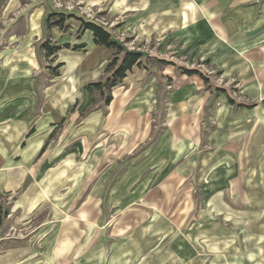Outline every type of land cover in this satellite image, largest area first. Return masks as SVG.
<instances>
[{"label": "crops", "instance_id": "crops-1", "mask_svg": "<svg viewBox=\"0 0 264 264\" xmlns=\"http://www.w3.org/2000/svg\"><path fill=\"white\" fill-rule=\"evenodd\" d=\"M2 4L0 224L8 214L22 225L43 205L54 220L49 229L42 223L34 231V242L0 250V264H264V0H115L120 9L138 7L149 32L173 30L189 45L188 53L202 56L218 74L216 80L205 75L207 81L174 77L157 132L160 75L168 74L169 64H157L158 77L147 74L144 61L145 67L133 65L110 89L106 104L86 84L108 74L102 53L113 51L95 44L86 29L92 39L53 42L68 46L49 58H58V66L44 91L30 78L38 66L31 43L47 28H61L47 27L39 0ZM192 182L210 212L225 215L232 204L243 207L248 223L241 233L259 237L250 240L253 248L220 255L209 245L208 254L202 243L192 246L182 237L170 242L169 228L121 229L108 239L104 228L91 225L100 223L104 202L146 204L148 210L176 195L184 206L177 216L187 217L186 204L197 206ZM3 198L8 211L1 209ZM75 204L78 212L60 224V212ZM150 213L152 220L170 219ZM126 216L133 221L147 215Z\"/></svg>", "mask_w": 264, "mask_h": 264}, {"label": "rangeland", "instance_id": "rangeland-1", "mask_svg": "<svg viewBox=\"0 0 264 264\" xmlns=\"http://www.w3.org/2000/svg\"><path fill=\"white\" fill-rule=\"evenodd\" d=\"M3 1L4 0H2V3ZM39 3H42L44 6V21L48 13L51 11H59L66 14L72 13L76 17L84 20H92L101 24L114 38L123 41L128 49L143 51L144 56L142 61H144L147 65L146 71L149 76L154 73L158 77V74L160 75V70L158 69L159 66L157 64L150 63L147 58L148 54L155 53L174 62L173 65L169 64L167 66L168 74L160 75L162 81L161 83L164 84V91L162 90L160 92V96H162V107L156 112V117L153 119L154 132L160 131L162 126H164V122L159 115L163 110H165L168 103L167 95L168 91L174 87V77L180 74L179 69L176 67L177 65L197 68L201 73H203V75H210V77L215 80L216 77H218L216 70L213 69L212 65L208 61L204 60L202 56H195L194 54L188 53L189 50L186 49L189 48V45L187 46L185 40H182L179 36H177L173 30L164 33L149 32L148 18L144 13L138 12V7L134 8L129 6L127 8L120 9L117 4H115V0H39ZM2 6L3 4L0 5V10L2 9ZM79 23V19L71 17L65 21L64 25L66 26L64 28H47L42 36H39L32 41L31 47L37 57L38 66L32 71L30 78L36 86H41L44 91L49 88L44 86L51 84L52 69L50 67L56 66L58 58L54 57L50 60L49 58L43 56L41 44L45 40H50L51 42L59 43L62 41H69L70 45H72L76 39H92L91 34L87 31L78 29ZM158 39H161L160 42ZM167 39H169L168 44L166 43ZM6 48H8V46H6ZM102 54H104L102 60H105L107 63L113 56V53L111 52ZM228 88L229 93L236 96V93L232 90V88ZM211 114V111H209L207 118L209 122L213 124L214 120ZM189 189L196 194L197 206L193 209V203L186 204L187 217L179 218L177 216L180 208L183 212L184 206L179 205L180 203L177 201H179L180 198L179 195H176L171 203L166 205L156 204L153 205L155 206L154 209L148 210L146 209L148 207L146 204H131L126 207H115L114 204L104 202L100 205L103 215L100 223L98 225L95 223L91 225L92 227L104 228L107 232L108 239L110 237L115 238V235H112V233L116 231L119 232L121 229L124 230L122 233H127L133 228L141 227L169 228L171 229V235L167 237V239H169L170 242L172 240L174 241V239L178 237H182L185 238L187 243L192 246L202 243L205 253L207 252L208 254L211 253L210 250L212 249L209 245H213L214 249H217L220 252V255L227 253L230 254L232 251L236 250V248L240 253H245V251L256 245L255 243H251L250 240L254 239L255 241H258L259 237H252L245 235V233H241L242 231H245L248 223V218L244 219L241 217L240 209L243 207L232 204L229 207L231 210L229 211L230 214L226 213L225 215L220 211L210 212L207 205H205L203 201L198 184L192 182ZM178 193L181 194L180 191ZM9 206L10 204L7 198L1 199L2 210L8 211ZM69 206L70 205H66L63 212H60L58 217L60 224L64 218H69L75 215L78 212L80 204L72 205L71 208ZM151 211H161L165 216H169L170 219L152 220L149 218ZM132 212L133 216H140L141 214V216H147L142 219L135 218V220L131 221L126 218V215L131 214ZM52 216H54V214L50 212V207L48 205H43V207L34 215L28 217V221L22 225L19 223H12V218L9 217L8 214L3 215L0 224V250L14 244L30 243V241L34 240V231L38 230L42 223L47 225L44 229H49L50 226H48V224L54 220ZM35 240L37 241L38 238Z\"/></svg>", "mask_w": 264, "mask_h": 264}, {"label": "trees", "instance_id": "trees-1", "mask_svg": "<svg viewBox=\"0 0 264 264\" xmlns=\"http://www.w3.org/2000/svg\"><path fill=\"white\" fill-rule=\"evenodd\" d=\"M71 17H75L80 20L79 29L80 30H90L93 35V42L95 44H100L105 46L106 48L113 51V56L107 64L106 70L108 74L101 80L92 81L86 84L91 89H96L99 94L104 98V102L107 104L110 99V89L118 84L123 77L126 76L127 72L132 68L133 65H137L139 67H145L142 62V58L144 56V52L137 49H128L123 41H120L114 38L111 33L101 24H98L92 20H84L82 18L76 17L74 14H66L59 11H51L48 13L46 17L47 27L58 26L62 28L65 24V21ZM62 46H68L67 43L62 45H57L50 40H45L41 44V48L43 50V55L47 58H50L56 50L61 48ZM82 44L75 45L74 47H81ZM150 63H156L161 68H164L168 64H174L172 61H168L166 59L158 58L156 56L147 55ZM50 67L52 69V74H56V71L53 69L57 68ZM179 69L180 74L186 75H198L204 81H207V77L203 75L196 68H186L180 65L176 66Z\"/></svg>", "mask_w": 264, "mask_h": 264}]
</instances>
